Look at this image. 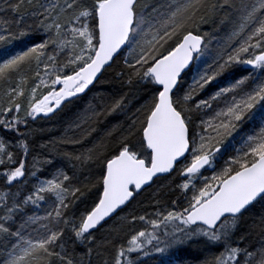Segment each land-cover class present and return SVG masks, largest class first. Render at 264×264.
Returning <instances> with one entry per match:
<instances>
[{
    "label": "snow or ice",
    "instance_id": "6c2138e0",
    "mask_svg": "<svg viewBox=\"0 0 264 264\" xmlns=\"http://www.w3.org/2000/svg\"><path fill=\"white\" fill-rule=\"evenodd\" d=\"M225 8L239 13L237 22L205 63L206 34L196 30ZM0 14H7L0 15V44L28 38L0 61V83L17 78L0 98V129L15 134L0 135V264H93L94 250L102 256L109 248L114 255L100 264H143L154 255L158 264H193L180 256L189 245L203 254L196 264H264V210L250 211L264 205V0H0ZM121 55L115 77L134 91L97 93L74 127L89 125L83 140L95 131L91 123L125 119L91 148L64 154L97 164L95 183L78 186L75 172L54 167L50 154L32 155L29 167L30 120L84 94ZM33 65L35 82L26 89ZM132 100L139 107L129 111ZM47 167L54 170L41 175ZM172 173L180 181H171L176 198L159 199L161 185L151 212L117 217L160 174ZM96 185L91 206L75 215L82 188ZM113 217L118 225L98 240L93 232ZM138 222L145 227L137 230ZM125 228L127 240L116 243ZM77 245L85 247L79 260Z\"/></svg>",
    "mask_w": 264,
    "mask_h": 264
},
{
    "label": "trees",
    "instance_id": "16d2710c",
    "mask_svg": "<svg viewBox=\"0 0 264 264\" xmlns=\"http://www.w3.org/2000/svg\"><path fill=\"white\" fill-rule=\"evenodd\" d=\"M241 0H229V3H235L239 5ZM7 15V14H1ZM239 13L231 8H225L223 11H218L214 16L206 17L207 22L201 23L200 27L196 32H205V41L209 38V40H213L212 51L216 50L223 45L227 40V37L234 25L237 22ZM28 24H32V21H28ZM28 45V38L24 37L21 39L13 40L10 44H0V52H5L7 48H9L6 52L11 55L15 54L16 51L23 50L25 46ZM7 58L4 54L0 56V61ZM209 60V59H208ZM122 64V55L116 58V62L113 63L112 67L106 69L104 74L100 77L99 81H97L85 94L79 96L76 99L71 100V102L64 104L63 107L56 112L54 115L48 118H39L34 122L29 123V127L35 129L36 132L34 136L31 138V147L32 153L27 157V162L29 167L31 166L32 155L36 153L42 154H50V158L54 160V167H63L66 171H68L69 175H72L74 172L78 177L77 183L78 186L82 184H94L95 179L99 176V172L97 171L98 165L95 163H87L81 165L79 161L75 159H69L64 154H70L71 156H75L81 152H84L86 149L91 148L93 143L98 141L101 137L104 136L105 132L111 129L113 124H116L118 121L122 122L125 119V116L115 115L105 118H101L99 122H93L90 124V128H94L95 131L91 132V135L87 136L83 140H81L82 133L85 129H89V125H85L84 129L75 128L74 125L79 123V115L84 111L86 106L91 102L92 104L97 103L96 99L93 97L99 93L103 92L109 94V96H119L124 92H131L134 89H129L124 86L120 80L116 79L115 72L119 71L118 65ZM29 70H26V75L29 78ZM188 75V74H187ZM186 81V79L184 80ZM17 82V78L13 77L11 81L7 83H0V98H3V93L8 87H14ZM31 79L27 81V84L31 85ZM27 84L25 88H27ZM183 86H187L185 83ZM29 88V87H28ZM209 91H212L210 89ZM129 99H132L131 96ZM142 102V101H140ZM139 102L136 100H132L129 111L134 110L138 107ZM252 128V125H247L245 131H249ZM23 131V127L21 128ZM0 135L8 138L15 139V134L12 132H7L3 129H0ZM119 135V132L113 134V138ZM67 138H73L76 140H81L78 144H70L63 141ZM231 140V138H229ZM56 140L57 143L54 146H49L48 148H41L40 145L45 142H50ZM235 146H239V138H237V142L233 145V147H229L227 153L223 157V159L227 158V155L232 154L233 148ZM16 151L15 148L11 149ZM18 158H20L18 156ZM223 159L218 161L221 164L223 163ZM73 165L76 167L74 168ZM54 167H47L41 175H48L54 170ZM28 169L26 168V174ZM85 177H90L89 180H85ZM30 178V177H28ZM175 181V184H179V179L176 177V173H172L171 176L160 177L156 179L154 183H152L149 187L145 188L143 192H141L132 202L125 208L122 209L121 212L117 213V217L124 215L126 213H132L136 215L143 214L144 212H151L152 209L149 206L152 194L160 188L161 185L164 187L161 189V194L158 197L159 199L168 201L170 199L176 198L179 195V192L173 191L174 185L171 181ZM30 182H28V185ZM0 187H3V181H0ZM97 188L99 185L95 187H89L87 189L82 188V191L85 192V195L81 197L80 201H77L75 207L72 209V212L79 216V214L85 210L86 207H90L93 201V197L96 195ZM15 190V187L13 188ZM264 210V205L257 204L250 211L254 213L256 216H259L260 212ZM117 217H113L108 220L106 223L102 224L93 235L99 240L102 236L110 235L107 232L109 227H116L118 225ZM127 228L124 231L120 232L119 238L115 241L116 243H120L124 240L125 233ZM71 251V248L69 249ZM85 251V247L82 245H77L75 248L76 259H80L81 253ZM212 251H216V249H212ZM114 255V252L111 248L106 250L105 255L97 256L94 250L92 255L93 264H100V262L105 258L110 261L111 257ZM185 260L193 261V264H196L197 259H202L203 254L198 250L196 245H189L188 250L186 252L180 253ZM155 255L150 259H146L147 261H143V264H154L153 260Z\"/></svg>",
    "mask_w": 264,
    "mask_h": 264
},
{
    "label": "bare ground",
    "instance_id": "6f19581e",
    "mask_svg": "<svg viewBox=\"0 0 264 264\" xmlns=\"http://www.w3.org/2000/svg\"><path fill=\"white\" fill-rule=\"evenodd\" d=\"M153 1H155V0H152L151 2H153ZM154 3V2H153ZM196 34H200V33H198V32H196ZM201 35V34H200ZM226 41V40H225ZM126 50V49H125ZM8 52V51H7ZM214 53H215V50L213 51V52H209V51H206V56L208 57L207 58V60H208V63L210 62V60H211V57L214 55ZM190 72L191 71H189L188 73H186L183 77H182V79L183 80H185L186 79V82L187 81H189L190 80V78H188V76H189V74H190ZM188 74V75H187ZM92 86H90V88H91ZM185 87V86H184ZM88 90H86V92H87ZM85 92V93H86ZM84 93V94H85ZM83 94H81L80 96H82ZM79 97V96H78ZM61 109V108H60ZM59 109V110H60ZM58 110V111H59ZM58 111H55L54 112V114L56 113V112H58ZM22 114V113H21ZM54 114H48L47 115V117L46 118H48V117H51L52 115H54ZM40 117L41 118H45L44 117V115L43 114H40ZM33 121H31L30 120V122L29 123H32ZM237 142V141H236ZM235 147H238V146H235ZM220 162L219 163H217V167H219L220 166ZM203 175L204 176H211V171H205L204 173H203ZM165 176H168V175H166V174H161V175H159V178L160 177H165ZM28 182H30L29 184H30V186L33 184V183H35V180L34 179H32L31 177L30 178H28ZM180 182V181H179ZM29 186V187H30ZM102 190V189H101ZM45 207H46V205H45ZM150 212V211H149ZM40 214H42V208H41V210H40ZM102 226V225H101ZM135 227H136V229L138 230L139 228H141V227H145V225L144 224H141V223H137L136 225H135ZM127 232V231H126ZM125 238H124V240L122 241V242H125L126 240H127V235L125 234V236H124ZM122 242H120V243H122ZM152 257V256H151ZM151 257H143L142 258V261H147L146 259H150ZM159 259H160V257L159 256H155V258H154V260H153V262H154V264H158V261H159Z\"/></svg>",
    "mask_w": 264,
    "mask_h": 264
},
{
    "label": "rangeland",
    "instance_id": "374dc122",
    "mask_svg": "<svg viewBox=\"0 0 264 264\" xmlns=\"http://www.w3.org/2000/svg\"><path fill=\"white\" fill-rule=\"evenodd\" d=\"M152 0H141V3H145V2H147V3H155L156 2V0L155 1H153V2H151ZM1 15V14H0ZM200 34L201 35H205L206 33L205 32H200ZM206 36V35H205ZM205 43L208 45V50L207 51H209V52H213L212 51V47H213V40H209V38L205 41ZM9 48H7L6 50H5V52L8 50ZM125 51H127V49L125 50ZM5 52H0V56L1 55H3ZM205 56H206V52H205ZM207 57V56H206ZM205 63H208V60L206 59L205 60ZM201 67H203V65H201ZM34 71H35V65H33L32 66V68L29 70V72H30V74H29V80L31 79V85L29 86L28 84H27V88L29 87H31L33 84H34V82H35V78H34ZM191 75H192V71L190 72V74H189V76H188V78H190L191 77ZM15 86V85H14ZM26 88V89H27ZM138 107H139V105H138Z\"/></svg>",
    "mask_w": 264,
    "mask_h": 264
},
{
    "label": "water",
    "instance_id": "95a60500",
    "mask_svg": "<svg viewBox=\"0 0 264 264\" xmlns=\"http://www.w3.org/2000/svg\"><path fill=\"white\" fill-rule=\"evenodd\" d=\"M161 175V174H160Z\"/></svg>",
    "mask_w": 264,
    "mask_h": 264
}]
</instances>
